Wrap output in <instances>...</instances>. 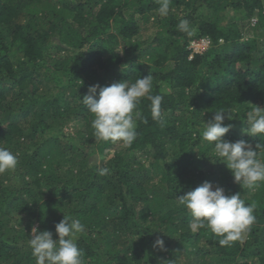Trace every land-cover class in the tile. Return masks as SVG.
<instances>
[{
    "label": "trees",
    "instance_id": "1",
    "mask_svg": "<svg viewBox=\"0 0 264 264\" xmlns=\"http://www.w3.org/2000/svg\"><path fill=\"white\" fill-rule=\"evenodd\" d=\"M159 6L0 0V147L18 156L17 168L0 174V264H36L32 228L58 239L64 214L85 225V264H264V182L243 189L202 139L215 110L236 109L224 139L264 144L244 131L247 113L264 108V0H171L166 17ZM181 19L191 36L178 31ZM202 37L210 42L196 51L192 41ZM148 75L166 125L142 99L147 123L137 120L130 147L96 141L82 102L89 87ZM205 181L255 204L244 241L221 246L208 227H191L177 197Z\"/></svg>",
    "mask_w": 264,
    "mask_h": 264
},
{
    "label": "clouds",
    "instance_id": "2",
    "mask_svg": "<svg viewBox=\"0 0 264 264\" xmlns=\"http://www.w3.org/2000/svg\"><path fill=\"white\" fill-rule=\"evenodd\" d=\"M159 3V14L162 17L168 16L171 0H159ZM177 29L192 35L193 30L187 19H181ZM207 39L202 37L197 42L206 43ZM152 88L151 75L140 77L134 83L127 80L114 82L110 86H90L82 102L93 114L91 127L95 140L120 142L123 146L130 147L138 136L137 120L147 123V118L142 115L139 107L142 99L151 102L152 119L164 127L166 119L161 111L164 97L160 94L153 95ZM235 113L236 109L215 110L213 119L205 123L202 139L213 145L215 156L226 163L236 183L243 189L254 190L264 182V160L258 158V150L264 149V144L258 143L253 148L244 140L231 142L224 139L233 127L231 124L225 125L224 121L231 120ZM246 116L249 127L244 131L253 137L264 136V108L256 106ZM17 165L18 156L9 149L0 147V174L14 171ZM98 174L107 175L109 169L101 167ZM177 199L179 204L190 211L194 219L191 225L193 230L208 227L221 237V246H230L232 242L242 239L256 221L254 203L246 204L239 193L226 195L225 190L219 186L213 190V184L208 181ZM55 227L58 239H53L50 231L41 232L38 227L32 228L29 245L36 264H85L83 250L78 246L79 238L86 231L85 225L78 218L64 214L63 220ZM154 247L163 250L164 240L157 237Z\"/></svg>",
    "mask_w": 264,
    "mask_h": 264
},
{
    "label": "rangeland",
    "instance_id": "3",
    "mask_svg": "<svg viewBox=\"0 0 264 264\" xmlns=\"http://www.w3.org/2000/svg\"><path fill=\"white\" fill-rule=\"evenodd\" d=\"M226 13L228 14V16H231V15H232V12L227 11ZM254 19H255V18H254ZM155 30H156L155 27H151L150 29H148V28L143 29V30L141 31V36H142V38L150 37L149 35H150L151 33H154ZM206 39H207V37H206ZM207 40H208V39H207ZM192 46H194V45L192 44ZM194 47H195V46H194ZM206 47H207V46H206V43H204V42H198V43H197V47H196V49L203 50V49H205ZM74 129H75L74 126H69V127H67L65 130H66V132H68V133H73V132H74ZM113 151H114V149L109 150V154H108L106 157H102V159H104V158H106V159L110 158V157L113 155ZM263 157H264V156H263ZM193 170H194V169H193ZM203 183H204V182H203ZM203 183L201 182L199 186H201ZM216 186H218V185L213 184V190H215V187H216ZM219 187H221V186H219ZM191 218H193V217L191 216ZM245 237H246V234H245V235L243 236V238L240 239L239 241H240V242L244 241Z\"/></svg>",
    "mask_w": 264,
    "mask_h": 264
},
{
    "label": "built area",
    "instance_id": "4",
    "mask_svg": "<svg viewBox=\"0 0 264 264\" xmlns=\"http://www.w3.org/2000/svg\"><path fill=\"white\" fill-rule=\"evenodd\" d=\"M206 41L209 42V40H206ZM207 42H206V44H207ZM197 43H198L197 41H193L192 44L195 46V47H194V46H193V47H194V49H195L196 51H200L199 49H196V47H197Z\"/></svg>",
    "mask_w": 264,
    "mask_h": 264
}]
</instances>
